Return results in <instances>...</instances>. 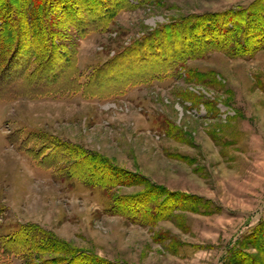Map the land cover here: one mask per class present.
<instances>
[{"label": "rangeland", "instance_id": "374dc122", "mask_svg": "<svg viewBox=\"0 0 264 264\" xmlns=\"http://www.w3.org/2000/svg\"><path fill=\"white\" fill-rule=\"evenodd\" d=\"M252 1L122 10L78 40L67 89L0 100V247L15 235L43 244L41 229L80 264H264V49L143 74L156 43L121 53L161 25ZM52 256L26 246L0 264Z\"/></svg>", "mask_w": 264, "mask_h": 264}, {"label": "trees", "instance_id": "16d2710c", "mask_svg": "<svg viewBox=\"0 0 264 264\" xmlns=\"http://www.w3.org/2000/svg\"><path fill=\"white\" fill-rule=\"evenodd\" d=\"M147 1L0 0V100L10 101L17 96L33 97L67 89V84L72 82L70 76L74 73L78 40L91 31L107 30L120 11L133 10ZM155 43L157 53L152 54L156 59L151 61L152 65L149 62L142 64V74L157 66H163L162 71H168L164 69L165 65L172 70L171 66L177 61L182 63L189 58H201L211 51H221L230 57H250L264 49V0H253L247 8L237 11L184 16L145 33L121 53L131 56L139 53L145 45ZM162 45L167 55L160 52ZM168 57L173 60L165 64ZM64 74L70 75L69 80H64ZM74 149L80 152L78 147L74 146ZM141 179L146 182V178ZM39 230L43 244H37L40 241L29 236L27 239L15 235L13 240L0 247L1 256L17 253L27 246L31 250L52 253L51 261L56 264L60 262L58 255L68 252L71 258L66 264H80L79 257L85 261L88 259ZM95 260L113 264L97 257Z\"/></svg>", "mask_w": 264, "mask_h": 264}]
</instances>
